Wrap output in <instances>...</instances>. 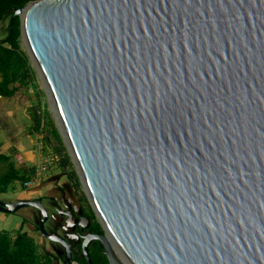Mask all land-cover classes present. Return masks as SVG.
<instances>
[{
	"label": "water",
	"instance_id": "obj_1",
	"mask_svg": "<svg viewBox=\"0 0 264 264\" xmlns=\"http://www.w3.org/2000/svg\"><path fill=\"white\" fill-rule=\"evenodd\" d=\"M16 16L105 231L88 264L94 240L109 264H264V0H36L10 32ZM23 206L72 264L41 199H0Z\"/></svg>",
	"mask_w": 264,
	"mask_h": 264
},
{
	"label": "rangeland",
	"instance_id": "obj_2",
	"mask_svg": "<svg viewBox=\"0 0 264 264\" xmlns=\"http://www.w3.org/2000/svg\"><path fill=\"white\" fill-rule=\"evenodd\" d=\"M7 27L8 21L0 23V39H4L7 36ZM20 48L27 57L29 67L34 76V80L29 87L19 88L16 94L11 98L0 97V152L11 154L17 166H21L23 164H19L17 162L16 155L23 154L26 159L25 165L28 168L35 167L41 162V159L45 157L56 159V157L66 154L69 155L71 164L65 171H62L59 169V167L54 165L35 183L31 184L30 186H24V184L18 183L16 190L13 191L10 187L9 192L0 193V199L6 203H9L20 199L35 200V198L44 195L46 199H44L42 203L48 210L50 216L49 221L45 223L46 229L49 232L56 229L58 234L68 237L67 240L69 243L73 242L71 244L75 247L78 239L72 234V230L73 222H75L76 219L68 216L65 217L59 212V208L60 210L62 209V213L75 211L80 215L81 206L85 207L88 211L91 204L77 173L75 163L73 162V159L69 153V149L63 141V138L62 141L65 150L61 152L60 155L56 154L57 152H55V145H59L50 132L48 121L50 118L59 131L56 116L53 112L50 97L45 89L43 79L38 71V67L29 54L25 38L22 35L20 39ZM36 93H38V97ZM31 100L34 102L33 105L41 107L40 110L42 114L44 115L45 119L47 118L43 133H34L32 130V119L29 115V112L27 111L28 107L31 105ZM44 137L50 138L49 147L45 146L46 144L43 142ZM5 167V165L0 164V176L5 171ZM71 171H75L77 173V188L67 177V173ZM50 175H52V177H50ZM50 196L54 197L52 201ZM57 201H61L62 203L60 205H56L55 203ZM63 217L65 218L63 219ZM96 218L100 223L99 218L97 216ZM41 219V210L33 206H23L18 211L13 213L0 211V232L6 231L11 234H15L20 230L21 227H23L25 230L28 229L29 223L32 222L34 239L37 245H39L40 252L43 253L44 249L48 253H51V255H56V252L58 251L60 255L64 256L66 253L63 245L45 238L42 233L37 230V226ZM87 219H82V222L86 224ZM24 221L26 222L24 223ZM39 242L42 246L39 244ZM55 260V262H57L56 264H62L61 260H57V257H55ZM74 264H77V262L74 261Z\"/></svg>",
	"mask_w": 264,
	"mask_h": 264
},
{
	"label": "trees",
	"instance_id": "obj_3",
	"mask_svg": "<svg viewBox=\"0 0 264 264\" xmlns=\"http://www.w3.org/2000/svg\"><path fill=\"white\" fill-rule=\"evenodd\" d=\"M32 1L36 0H0V23L8 21L7 36L4 39H0V97L3 98L13 97L19 88L29 87L34 80L27 57L20 48V17H15L12 32H10L9 27L13 14ZM36 95L38 97V93ZM30 102L31 105L27 111L32 119V130L34 133H43L47 118L45 119L42 114L41 107L33 105L34 102L32 100ZM48 124L50 132L59 145H55V152L60 155L65 150L62 137L50 118ZM43 139L45 146L49 147L50 138L44 137ZM56 159V166L59 169L65 171L69 168L71 161L68 154L60 155ZM0 164L6 166L5 171L0 176V193L9 192L10 187L14 191L18 183L24 184L32 179L34 167L28 168L25 164L17 166L11 154L0 153ZM67 177L77 188V173L75 171L68 172ZM80 211L82 215H87L90 220L93 233H105L102 225L97 221L96 214L91 206H89L88 211L81 206ZM37 230H39L38 226ZM89 253L93 264H109L99 240L89 248ZM73 254L74 261L79 264H88L80 245L74 250ZM54 259L50 254L40 252L39 245L35 242L34 237L27 231H23V227L15 234L6 231L0 232V264H54Z\"/></svg>",
	"mask_w": 264,
	"mask_h": 264
},
{
	"label": "flooded vegetation",
	"instance_id": "obj_4",
	"mask_svg": "<svg viewBox=\"0 0 264 264\" xmlns=\"http://www.w3.org/2000/svg\"><path fill=\"white\" fill-rule=\"evenodd\" d=\"M50 198H51V201H52V199H54V197L53 196H50ZM39 199H41L42 201L44 200V199H46V197L44 196V195H41V196H39V197H37V198H35V200L34 201H37V200H39ZM60 203H62V202H60V201H57L55 204L56 205H60ZM36 208V207H35ZM38 209V208H37ZM40 210V209H39ZM59 212L62 214V215H64L65 217H71V218H73V219H76L75 220V222H73V230H72V234L78 239V241H77V243H76V246L74 247V245L72 246V244L71 243H73V242H71L70 243V245H71V247H72V250H73V253H74V250L80 245L81 246V248H82V242H83V237L85 236V235H87L89 232H92L93 233V228H92V226H90V220L89 219H87V215H82V214H77L75 211H68L67 213H62L63 211H62V209L60 210V208H59ZM50 217V216H49ZM65 217H63V219L65 218ZM87 219V223L86 224H84L83 222H82V219ZM48 221H49V219H48ZM47 221V222H48ZM39 231V230H38ZM40 232V231H39ZM50 233H57V230L56 229H54V230H52ZM94 234H97V233H94ZM60 235V234H59ZM61 236V235H60ZM62 237H64V236H62ZM66 240L68 239V237H64ZM68 241V240H67ZM96 241L97 240H94V241H92L91 242V244H90V246H89V248L92 246V245H94L95 243H96ZM69 242V241H68ZM59 243V242H58ZM62 245V244H61ZM42 246V245H41ZM65 248V247H64ZM42 249H43V247H42ZM43 251H44V253H47V254H50L51 255V253H48L46 250H44L43 249ZM58 251L56 252V255H51V256H53L54 258L55 257H57V260H61V262H62V264H65L64 263V258H65V255L64 256H62V255H60V253H58ZM65 253H66V249H65ZM53 254V253H52ZM73 256H74V254H73ZM59 258V259H58ZM56 260L54 259V264H56L57 262H55ZM60 262V261H59ZM60 262V263H61ZM76 262V261H75ZM109 262V261H108ZM72 264H74V260H73V257H72ZM77 264H79V263H77Z\"/></svg>",
	"mask_w": 264,
	"mask_h": 264
},
{
	"label": "built area",
	"instance_id": "obj_5",
	"mask_svg": "<svg viewBox=\"0 0 264 264\" xmlns=\"http://www.w3.org/2000/svg\"><path fill=\"white\" fill-rule=\"evenodd\" d=\"M16 160L19 164H24L26 161L23 154L16 155ZM54 165H57V159L45 157L40 163L35 166L32 179L26 181L24 183V186H30L31 184L35 183L44 173L48 172L50 168H52Z\"/></svg>",
	"mask_w": 264,
	"mask_h": 264
},
{
	"label": "bare ground",
	"instance_id": "obj_6",
	"mask_svg": "<svg viewBox=\"0 0 264 264\" xmlns=\"http://www.w3.org/2000/svg\"><path fill=\"white\" fill-rule=\"evenodd\" d=\"M27 11H28V9L25 10V11L23 12V16H24V18L26 17ZM25 37H26V41H28V39H27V38H28V36H27V32L25 33ZM29 50H30V53H31V57L33 58L34 62H35L36 65H37L38 62H37V59H36V57H35V55H34L32 49H31V46L29 47ZM38 65H39V64H38ZM41 74H43V73H41ZM68 137H69V136H68ZM69 143L71 144V147H72L71 149H72L73 156L75 157V161L77 162V164L79 165V167H81L80 162H79V159H78V157L76 156V153H75V151H74L75 149H74V147H73V145H72L70 139H69ZM81 171H82V168H81ZM82 174H83V171H82ZM83 176H84V178H85V175H83ZM84 182H85L86 188H87V190H88V192H89V195H90V197H91V200H92L94 206L97 208L96 203L94 202V199H93V196H92V192H91L90 189H89V186H88V184H87L86 179H85ZM97 211H98L99 216H100L101 219L103 220L104 224H105L106 227L108 228V226H107V224H106V222H105V220H104L102 214H101L100 211L98 210V208H97ZM111 243H112L113 246L115 245L116 248L120 249V250L124 253L122 247H120V244L116 241V239H115L114 237H112V239H111ZM124 254H125V253H124ZM126 256H127V258H128V261L130 262L131 259H129L128 255H126Z\"/></svg>",
	"mask_w": 264,
	"mask_h": 264
},
{
	"label": "crops",
	"instance_id": "obj_7",
	"mask_svg": "<svg viewBox=\"0 0 264 264\" xmlns=\"http://www.w3.org/2000/svg\"><path fill=\"white\" fill-rule=\"evenodd\" d=\"M1 153V152H0ZM43 158V157H42ZM44 159V158H43ZM43 159H41V161L43 160ZM26 160V159H25ZM24 164H26V163H24ZM35 166V165H34ZM35 168V167H34ZM50 177H52V175H50ZM20 200H23V199H20ZM19 201V200H18ZM61 202V201H60ZM61 204V203H60ZM23 231H27L31 236H33L34 237V233H33V229H32V222L31 223H29V228L28 229H24L23 228ZM3 232V231H2ZM39 244L41 245V243L39 242Z\"/></svg>",
	"mask_w": 264,
	"mask_h": 264
}]
</instances>
